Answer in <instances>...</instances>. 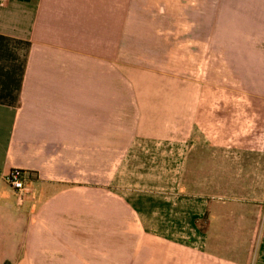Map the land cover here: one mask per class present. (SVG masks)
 I'll list each match as a JSON object with an SVG mask.
<instances>
[{
    "label": "crops",
    "instance_id": "0c3cea01",
    "mask_svg": "<svg viewBox=\"0 0 264 264\" xmlns=\"http://www.w3.org/2000/svg\"><path fill=\"white\" fill-rule=\"evenodd\" d=\"M242 2L262 39L264 0ZM138 16L139 0L0 5V177L28 181L22 205L0 185V264H264V217L193 189L199 150L220 149L198 141L202 95L133 78L122 117Z\"/></svg>",
    "mask_w": 264,
    "mask_h": 264
},
{
    "label": "rangeland",
    "instance_id": "374dc122",
    "mask_svg": "<svg viewBox=\"0 0 264 264\" xmlns=\"http://www.w3.org/2000/svg\"><path fill=\"white\" fill-rule=\"evenodd\" d=\"M242 1L139 0L137 31L124 39V50L140 69L123 70L119 93L125 117L133 78L173 82L172 94L180 85L196 89L203 100L198 141L220 149L215 158L207 146L199 150L193 189L250 207L258 222L264 217V37L244 32ZM250 41L255 48L248 53Z\"/></svg>",
    "mask_w": 264,
    "mask_h": 264
},
{
    "label": "built area",
    "instance_id": "2783aa9c",
    "mask_svg": "<svg viewBox=\"0 0 264 264\" xmlns=\"http://www.w3.org/2000/svg\"><path fill=\"white\" fill-rule=\"evenodd\" d=\"M9 0H0V5H4ZM7 184L15 193L18 205L24 204L27 194V176L25 172L19 168L11 169L3 177H0V185Z\"/></svg>",
    "mask_w": 264,
    "mask_h": 264
},
{
    "label": "trees",
    "instance_id": "16d2710c",
    "mask_svg": "<svg viewBox=\"0 0 264 264\" xmlns=\"http://www.w3.org/2000/svg\"><path fill=\"white\" fill-rule=\"evenodd\" d=\"M3 264H12L10 261H5Z\"/></svg>",
    "mask_w": 264,
    "mask_h": 264
}]
</instances>
